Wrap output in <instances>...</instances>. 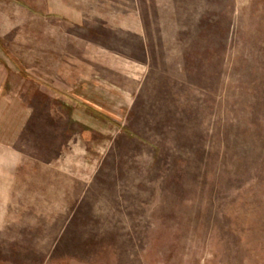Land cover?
Listing matches in <instances>:
<instances>
[{
  "label": "rangeland",
  "instance_id": "rangeland-1",
  "mask_svg": "<svg viewBox=\"0 0 264 264\" xmlns=\"http://www.w3.org/2000/svg\"><path fill=\"white\" fill-rule=\"evenodd\" d=\"M86 44L129 97L85 146ZM0 65L31 108L0 264H264V0H0Z\"/></svg>",
  "mask_w": 264,
  "mask_h": 264
},
{
  "label": "crops",
  "instance_id": "crops-1",
  "mask_svg": "<svg viewBox=\"0 0 264 264\" xmlns=\"http://www.w3.org/2000/svg\"><path fill=\"white\" fill-rule=\"evenodd\" d=\"M86 20L84 12L74 8V24L79 26ZM75 48H81V51L78 50L80 55L76 56L77 59L74 57V89L72 87L70 93L74 96V107L71 115L81 127L75 143H85L86 146L93 141L94 133L103 135L111 131L112 121L118 120L120 114L125 112L123 103L129 97V92L118 85L117 80L96 69L94 44ZM4 95L0 88V148L6 154V161H1L6 168L0 163V196H10L16 185V166L21 161L15 146L28 125L31 108L16 93L11 95L8 91ZM68 143L74 144V135Z\"/></svg>",
  "mask_w": 264,
  "mask_h": 264
}]
</instances>
